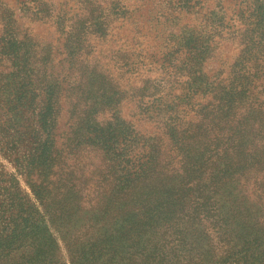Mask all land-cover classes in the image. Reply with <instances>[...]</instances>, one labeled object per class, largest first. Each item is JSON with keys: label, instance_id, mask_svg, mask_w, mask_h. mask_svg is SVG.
Listing matches in <instances>:
<instances>
[{"label": "trees", "instance_id": "obj_1", "mask_svg": "<svg viewBox=\"0 0 264 264\" xmlns=\"http://www.w3.org/2000/svg\"><path fill=\"white\" fill-rule=\"evenodd\" d=\"M17 50L0 44V60ZM239 71L235 83L187 95L238 101ZM18 73L0 80V156L35 203L0 173V264H264V244L239 241L240 228L253 238L264 231V178L243 165L238 133L162 128L167 143L133 131L126 148L106 134L82 135L85 147L70 136L57 145L54 128H40L49 115L36 111L48 85L39 80L23 96ZM82 152L98 161L79 162Z\"/></svg>", "mask_w": 264, "mask_h": 264}, {"label": "rangeland", "instance_id": "obj_2", "mask_svg": "<svg viewBox=\"0 0 264 264\" xmlns=\"http://www.w3.org/2000/svg\"><path fill=\"white\" fill-rule=\"evenodd\" d=\"M0 44L18 49L1 58V82L18 68L21 95L48 85L36 111L49 115L40 128H54L57 145L70 136L85 147L82 135L106 134L105 143L126 148L133 131L167 143L162 128H221V138L238 133L243 165L264 178V0H0ZM235 69L238 101L187 95L235 83ZM0 173L35 203L1 156ZM238 232L248 247L264 244V231Z\"/></svg>", "mask_w": 264, "mask_h": 264}]
</instances>
